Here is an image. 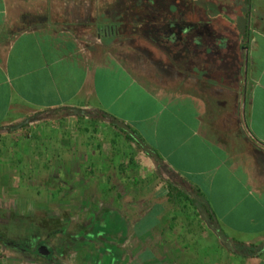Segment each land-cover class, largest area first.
<instances>
[{
	"label": "crops",
	"instance_id": "obj_1",
	"mask_svg": "<svg viewBox=\"0 0 264 264\" xmlns=\"http://www.w3.org/2000/svg\"><path fill=\"white\" fill-rule=\"evenodd\" d=\"M54 1L53 15H12L15 0H0V128L58 108L102 111L199 190L229 238L264 245V0H248L240 45L178 47L175 59L147 42H120L108 34L106 15H57ZM25 128L36 133V156L65 165L71 179L80 164L121 163L125 141L130 155L146 157L97 115L58 112ZM158 204L129 225L136 236L144 226L145 264H264V253L236 257L219 241L213 251L194 240L197 246L176 249L178 234H153L172 218L168 211L157 222ZM165 244L172 245L165 251ZM196 249L204 262L186 256Z\"/></svg>",
	"mask_w": 264,
	"mask_h": 264
},
{
	"label": "rangeland",
	"instance_id": "obj_2",
	"mask_svg": "<svg viewBox=\"0 0 264 264\" xmlns=\"http://www.w3.org/2000/svg\"><path fill=\"white\" fill-rule=\"evenodd\" d=\"M115 1L99 0L97 6L96 0H86L85 3L55 0L52 9L57 15H106L105 24L116 23L120 33L133 31L135 22L133 27L120 24L121 19L113 10ZM188 1L185 11L189 15L196 5L205 7L208 2ZM33 2L15 0L17 5L13 3V7L23 8H17V11L13 8L12 15H22L23 11L35 5ZM212 4L215 11L227 13L235 23L240 0H212ZM246 5L243 4V10H248L249 1ZM132 39L135 45L146 43L135 34ZM35 135L32 128L0 133V264H145L144 226L140 228L141 236H136L134 228L129 225L137 218L144 220L152 201L159 203V206H153L161 211L155 214L157 222L168 211L172 215L163 228H153L154 236L178 234L182 241L174 247L180 251L195 246L193 243L197 241H200L199 246H211L213 251L215 241L219 239L215 235L212 237L196 211L176 193L170 197L166 195V171H160L155 161L147 156L130 155L126 141L121 143L125 146L122 147L125 157L122 156L121 163L80 164L77 170L74 169L71 179L65 173V165L53 164L49 158L36 156L33 148ZM12 214L18 220L30 218L44 230L56 229V234H51L48 239V245L54 251L52 256L13 251L8 245L10 239L5 235H16L15 227L20 221L14 217L9 218L7 227L4 224ZM207 236H210L209 241L204 240ZM172 244H165V251ZM156 247L160 245L156 244ZM160 249L158 255H161ZM196 252L197 249L185 253L190 262L193 260L191 256L204 262V255ZM233 260L230 258L228 263Z\"/></svg>",
	"mask_w": 264,
	"mask_h": 264
},
{
	"label": "trees",
	"instance_id": "obj_3",
	"mask_svg": "<svg viewBox=\"0 0 264 264\" xmlns=\"http://www.w3.org/2000/svg\"><path fill=\"white\" fill-rule=\"evenodd\" d=\"M44 1H45V5L42 6L40 3H37L33 6V8H30L29 11H25L23 15H53L50 13V8H49L51 0H44ZM73 1H86V0H73ZM98 1L99 0H96L97 6H99ZM155 1L159 9L153 11L154 12L153 15H158L159 12L164 10V7L168 4V2H170V0H155ZM149 4L150 2L148 0H116L115 4L113 5V10L115 11V14L119 15V18L121 19L120 24H129L131 25L130 27H133V22H135L134 25L135 28H132V30L133 29L134 30L131 32L126 31L120 33L117 29L118 26L115 23V25L111 24V26L109 27V29H111L112 31L109 32L110 30H108V34L113 33L114 35H117L116 38L119 41L126 40L132 45H135V41L134 39H132V36H134V34L137 37L146 41V37H147L146 19H147V15L151 14L148 8ZM246 4H248V0H246L245 5ZM96 12H98V10H95V13ZM244 13H245V17H247V8L244 9ZM154 18L157 19V16H155ZM136 46H140V45H136ZM61 112L77 114L76 109L73 108H63ZM55 114H57L55 110H48L36 114L32 117L27 118L29 119V122L23 125L20 129L27 127L36 118H41L43 116H50ZM84 114H87L88 116L97 115L103 117L104 119H107L110 122V124L114 128L118 129L120 132H122L127 139H131L132 141H134L133 138L125 130L117 127L114 124L115 122H120L114 117L102 111H95L93 113L85 112ZM128 128L132 130L130 127ZM2 130L10 133L16 131V130H11L10 127H1L0 131ZM134 143L142 151L140 145L136 141H134ZM148 157L155 161L156 166L160 171L162 169L166 171L167 178L164 179V181L166 183V187L169 191V194L176 193L177 195L183 197V199L186 202H188L189 205L198 212L200 218L207 226V228L219 239V242L222 245V247L225 248L229 253L233 254L236 257H241V258H254L264 253V245L262 246H256L253 244L245 245L244 243L237 242L229 238L222 231L219 222L216 219V216L213 213L212 209L210 208L208 202L204 198V195L199 190L188 187L184 179L180 178L172 171L167 169L163 164L162 159L159 156L157 160L154 159L153 157L150 156ZM14 217L15 220L20 221L19 224L16 225L15 227V229L17 230V234L13 236L11 234L5 235L7 239H10L8 245L12 247L13 251L18 254L29 253V254L40 255L38 250L41 246H43L48 251L47 256H52L54 251L51 247H49L48 239L50 238L51 234H56V229L44 230V228H40L36 226L30 218L25 217L18 220V217L15 214H12L11 216H8L5 219L4 224L6 225V227L9 218L11 219Z\"/></svg>",
	"mask_w": 264,
	"mask_h": 264
},
{
	"label": "flooded vegetation",
	"instance_id": "obj_4",
	"mask_svg": "<svg viewBox=\"0 0 264 264\" xmlns=\"http://www.w3.org/2000/svg\"><path fill=\"white\" fill-rule=\"evenodd\" d=\"M150 15H147V44L155 47L170 58H176L177 48L189 45L233 47L240 45L245 33L247 17L243 10L246 0H240L241 5L234 20L227 13H218L213 9L212 0L205 7L196 5L192 15L185 11L186 0L168 2L164 10L153 15L158 10L155 0H148ZM204 11V12H203ZM204 13V15H202ZM157 16V19L154 17ZM224 21V23H222ZM109 32H111V29ZM235 32V33H234ZM235 34V37H234Z\"/></svg>",
	"mask_w": 264,
	"mask_h": 264
},
{
	"label": "water",
	"instance_id": "obj_5",
	"mask_svg": "<svg viewBox=\"0 0 264 264\" xmlns=\"http://www.w3.org/2000/svg\"><path fill=\"white\" fill-rule=\"evenodd\" d=\"M63 110V108H58V109H55V112H61ZM77 113L79 114H84L86 111L84 110H81V109H76ZM29 122V119H25L24 121H22L21 123L17 124V125H13V126H10V129L11 130H18L20 129L23 125L27 124ZM117 127L125 130L132 138L134 141H136L140 147L142 148V151L144 154L150 156V157H153L154 159H158V155L149 149V147L144 143V141L138 137V135H136L132 130H130L126 125H123L122 123L120 122H115L114 123ZM39 254L42 255V256H47L48 255V251L43 247L41 246L38 250Z\"/></svg>",
	"mask_w": 264,
	"mask_h": 264
}]
</instances>
